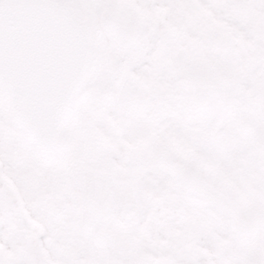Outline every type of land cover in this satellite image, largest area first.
Masks as SVG:
<instances>
[{"label": "snow or ice", "instance_id": "obj_1", "mask_svg": "<svg viewBox=\"0 0 264 264\" xmlns=\"http://www.w3.org/2000/svg\"><path fill=\"white\" fill-rule=\"evenodd\" d=\"M0 264H264V0H0Z\"/></svg>", "mask_w": 264, "mask_h": 264}]
</instances>
